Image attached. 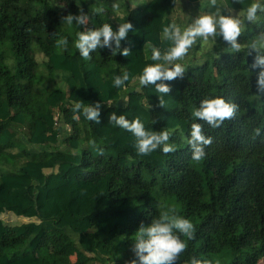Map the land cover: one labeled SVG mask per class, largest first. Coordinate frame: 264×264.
<instances>
[{
    "label": "trees",
    "instance_id": "1",
    "mask_svg": "<svg viewBox=\"0 0 264 264\" xmlns=\"http://www.w3.org/2000/svg\"><path fill=\"white\" fill-rule=\"evenodd\" d=\"M253 2L217 5L227 14L226 8L239 12ZM175 3L114 9L113 0H0V264H127L141 225L170 208L195 228L193 239L181 235L187 247L176 264L192 257L210 264L264 258V94L257 91L260 69L251 67L255 53L248 55L246 47L234 52L219 35L204 46L197 38L175 62L184 67L183 78L165 81L171 92L164 107L155 85H139L143 69L157 63L152 47L163 52L172 46L161 33L173 23ZM95 8L104 11L97 15ZM81 10L90 28L108 23L115 31L131 22L121 41L130 55L98 48L90 59L81 57L75 41L83 26L62 21ZM260 33L264 12L245 22L239 42L245 46ZM61 37L67 48L57 46ZM54 71L60 78L52 92H35V74L53 78ZM125 71V86L113 87ZM216 97L238 107L212 128L192 113ZM78 100L101 104L99 123L74 113ZM113 112L139 117L146 130L169 131L175 151L164 154L161 146L138 154L133 134L110 123ZM192 123L212 138L199 161L188 144ZM21 248L26 251L13 257Z\"/></svg>",
    "mask_w": 264,
    "mask_h": 264
},
{
    "label": "clouds",
    "instance_id": "2",
    "mask_svg": "<svg viewBox=\"0 0 264 264\" xmlns=\"http://www.w3.org/2000/svg\"><path fill=\"white\" fill-rule=\"evenodd\" d=\"M240 3L241 0H234ZM210 6L215 7L213 14L197 16L193 22L183 30L175 22L163 27L161 39L172 42V46L166 51L152 47L153 61L157 63L147 65L143 69L138 81L141 86L155 85L159 95V106L164 107L163 97L171 92V87L165 81H172L178 77L183 78L185 69L180 63H175L187 55L189 49L196 43L197 38L207 41L210 37L219 35L229 47L239 53L242 47H246L248 55L255 53L252 68H259L257 73V91L264 94V33L257 35L249 44L242 46L239 37L242 34L245 22L254 23L257 20V13L264 12V5L258 2L251 3L246 9L234 14L233 9H229L227 14H222L221 7L217 5V0H210ZM119 6L113 4L116 9ZM94 14H100L103 8H95ZM88 14L83 10L78 15L68 14L62 21L68 25L73 23L83 26L84 30L77 33L75 48L79 55L85 60L90 59V53L98 48H107L112 54L119 52L127 57L131 51L125 47L121 49V41L125 40L133 25L125 22L118 25L117 30H113L112 25L105 23L99 28L88 27ZM68 39L61 37L57 40V46L67 48ZM129 80L127 71L115 76L113 87L120 88L125 86ZM111 105L110 103H108ZM151 107V106H150ZM235 103L226 102L222 97L204 99L199 108L195 109L192 115L199 120L205 121L212 128H218L227 119L235 116L237 111ZM101 104H85L78 100L74 102V113L82 112L83 116L92 122H100ZM110 123L118 126L135 137V148L140 155H149L162 146L164 154L175 151V146L169 144L170 132L167 130L153 131L146 130L139 117L129 120L125 115L117 116L115 112L110 114ZM256 134L260 130L256 129ZM212 143L211 137L203 134V126L200 123H192L188 144L191 146L192 159L199 161L205 156V146ZM101 149V154H102ZM195 228L193 223L182 216L176 214L174 208L161 213L159 218L154 219L148 226L141 225L136 232V239L132 251L134 258L127 264H176L180 254L186 250V243L181 239V235L189 240L194 238ZM189 264H210L207 260H200L192 257Z\"/></svg>",
    "mask_w": 264,
    "mask_h": 264
},
{
    "label": "crops",
    "instance_id": "3",
    "mask_svg": "<svg viewBox=\"0 0 264 264\" xmlns=\"http://www.w3.org/2000/svg\"><path fill=\"white\" fill-rule=\"evenodd\" d=\"M139 1L140 0H113L114 4H117L119 7L129 2L131 5L132 4L137 5L139 4ZM148 1L149 0H143V3L141 5L147 4ZM207 2L210 3L209 0H202L196 3H191V2H188L187 0H176L173 22L178 24L183 30L188 25H190L197 16L204 15V14H211L207 10V7H209ZM225 10L227 13L229 9L226 8ZM234 13H238V11H234ZM200 39L203 40L202 38ZM204 42H207V41L204 40ZM204 44L205 43H203V46ZM59 78H60L59 71H54L53 78H50L44 73L37 72L34 77L33 88L35 92L37 93L49 94L50 92H52L53 81L58 82ZM22 249L23 248L17 250L14 254H12V256L14 257L26 251L25 249L21 251Z\"/></svg>",
    "mask_w": 264,
    "mask_h": 264
},
{
    "label": "rangeland",
    "instance_id": "4",
    "mask_svg": "<svg viewBox=\"0 0 264 264\" xmlns=\"http://www.w3.org/2000/svg\"><path fill=\"white\" fill-rule=\"evenodd\" d=\"M143 3V0H140L139 1V4H137V5H141ZM54 11L55 12H57V10H55L54 9ZM240 12V11H239ZM57 13H59V10H58V12ZM234 14H236V13H234ZM205 43V45H210V43H209V41L208 42H204ZM40 58V57H39ZM4 220L5 221H8V222H11V223H13V222H15V220H12V221H9V219L8 218H4ZM124 260L122 259V260H118L117 262H115V263H113V264H124V262H123ZM260 261L262 262V263H264V258H262V259H260ZM259 261V262H260ZM259 262H258V264H259ZM94 264H96V263H94Z\"/></svg>",
    "mask_w": 264,
    "mask_h": 264
}]
</instances>
